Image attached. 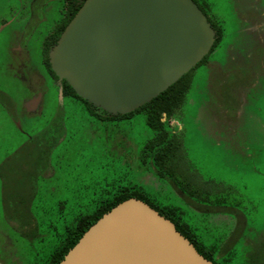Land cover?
<instances>
[{
  "label": "rangeland",
  "instance_id": "374dc122",
  "mask_svg": "<svg viewBox=\"0 0 264 264\" xmlns=\"http://www.w3.org/2000/svg\"><path fill=\"white\" fill-rule=\"evenodd\" d=\"M196 1L223 37L165 121L183 145L188 180L180 170L176 178L189 194L146 155L154 132L143 113L110 120L56 92L42 42L58 35L64 0H0V264H48L82 219L126 190L185 224L218 264H264V93L251 101L263 87L247 75L264 0L249 1L256 20L236 17L229 0ZM257 66L263 72L264 59Z\"/></svg>",
  "mask_w": 264,
  "mask_h": 264
},
{
  "label": "water",
  "instance_id": "95a60500",
  "mask_svg": "<svg viewBox=\"0 0 264 264\" xmlns=\"http://www.w3.org/2000/svg\"><path fill=\"white\" fill-rule=\"evenodd\" d=\"M215 31L194 0H83L48 52L51 70L109 113L150 101L207 55ZM58 264H213L144 200L116 203Z\"/></svg>",
  "mask_w": 264,
  "mask_h": 264
},
{
  "label": "trees",
  "instance_id": "16d2710c",
  "mask_svg": "<svg viewBox=\"0 0 264 264\" xmlns=\"http://www.w3.org/2000/svg\"><path fill=\"white\" fill-rule=\"evenodd\" d=\"M83 0H80L73 7L69 8V12L67 17L63 21V24L59 28L62 30L65 24L72 18L74 13L77 11L78 7L82 4ZM209 20H211L209 18ZM212 26L215 30H217L216 24L212 22ZM217 36L210 50H212L215 45H217L219 41L220 32L217 30ZM205 55L200 62H198L195 66L201 64L206 59ZM194 66V67H195ZM191 68L187 73L183 74L178 80L168 86L165 90L160 92L157 96L153 97L150 101L144 103L139 106L135 110L125 113V114H108L110 120H122L129 119L134 113H143L145 116L146 124L150 127L154 135L152 139L147 141L144 145V151H147L148 157L150 156L154 165L156 166L158 172L168 179H170L175 186L180 185V190L186 191L191 194L188 183L181 182V184L177 181L176 175L179 174V170L183 178L185 177L188 180L187 173L184 172L182 167V159L184 155L183 145L182 143L174 136L170 134L168 129L165 126V121L177 110L183 103L184 97L188 92L191 85L192 78V70ZM52 72V71H51ZM53 73V72H52ZM62 92L64 95H72L78 99L85 101L88 105L94 107L87 100L78 96L75 91L71 88V86L65 81H62ZM178 171V172H177ZM182 187V188H181ZM130 196H134L140 198L147 202L144 198H142L136 192L131 191H122L118 194L112 201H110L107 205L97 210V212L90 218L82 219L75 230L69 232L65 243L61 247L60 250L56 251L50 258L48 264H58V262L62 259L67 250L73 246V244L78 240L83 231L88 228L98 217H100L105 211L110 209L116 203L126 199ZM149 204V203H148ZM150 205V204H149ZM155 208L154 206L150 205ZM156 209V208H155ZM158 211V209H156ZM163 215L162 212L158 211ZM165 216V215H164ZM166 217V216H165ZM173 222V221H172ZM177 230H179L185 237H187L190 242H192L199 253H201L205 258L212 260L211 256L205 252L199 245L197 246L196 241L192 238V235L189 234V231H186L185 224L181 222H174Z\"/></svg>",
  "mask_w": 264,
  "mask_h": 264
},
{
  "label": "flooded vegetation",
  "instance_id": "af4514ba",
  "mask_svg": "<svg viewBox=\"0 0 264 264\" xmlns=\"http://www.w3.org/2000/svg\"><path fill=\"white\" fill-rule=\"evenodd\" d=\"M34 1H36V0H34ZM80 0H64V9H63V13H62V19L60 20V22H59V25H58V35L56 36V37H53V39H49V40H44L43 42H42V49L45 51V59H42V65H43V67H44V70H45V72H48V75H49V77L51 78V80H52V83L54 84V86L56 87V92L57 93H60V95L61 96H64V94H63V92H62V86H63V83H62V81L63 80H59L58 78H57V76L55 75V73L51 70V68H50V64H49V59H48V52H49V50H50V48L54 45V43L57 41V39H58V37H59V35H60V33L62 32V30L64 29H62V30H60L59 28L61 27V25L63 24V21L65 20V18L67 17V14H68V12H69V8H71V7H73L75 4H77L78 2H79ZM195 2H196V4L198 5V7L202 10V12L206 15V17H207V19H208V21L211 23V25H212V20H209V18H210V16H209V14H208V8L205 6V4L204 3H199V2H197L196 0H194ZM250 0H229V2L231 3V5H232V11H233V13H234V15L237 17H242V15H245V17L247 18V17H251L253 20H256V19H258V18H260L261 16H260V13L259 12H256L255 13V8L253 7V5L249 2ZM202 5V6H201ZM211 19V18H210ZM238 20V18H236V21ZM246 20V19H245ZM248 20H250V18H248ZM68 23V22H67ZM66 23V24H67ZM65 24V25H66ZM65 27V26H64ZM213 27V26H212ZM216 27H217V30L220 32V35H219V41H218V43L217 44H219L220 42H221V40H222V37H223V32H222V26H221V24L219 23H216ZM259 29H261V28H259ZM217 30H215L214 29V31H215V38H216V36H217ZM237 32H243L244 33V29L243 28H239L238 30H237ZM262 32H263V34H264V28H262ZM53 34V33H52ZM215 41V40H214ZM260 44H264V37L262 38V37H260V36H257V40H254V42H252V56H253V58H252V60H251V66H250V69H248V70H252L253 69V71H251V73L249 72L247 75L249 76V77H254L255 78V82L257 81V83L259 84H261L260 86H262L263 87V90L262 89H260V88H258L259 90V92L253 87L252 88V92H250L251 94H250V99H251V101H252V99H257V97L259 96L258 94H261L262 92L264 93V71L263 72H258V70H257V65L258 64H263V59H264V57H263V48L261 47L260 48V46H262V45H260ZM215 47H216V45H215ZM254 48H256V50L255 51H253L254 50ZM214 49V48H213ZM212 49V50H213ZM212 50H210L209 52H211ZM207 59H205V61H203L201 64L202 65H204V66H206L207 65ZM237 70H239L238 71V77H243V75H245V73L243 72H241L240 73V70H242V67H240V68H238ZM53 73H52V72ZM262 90V91H261ZM230 101H232V100H230L229 98H226L225 99V103H226V105H225V110H227V111H233V107L234 106H232V108L229 106V102ZM94 106V105H93ZM247 107H249V108H251V107H253V105H252V103L251 104H249ZM94 109H96V110H98L99 112H101L102 113V117L103 118H109V116H108V114H112V113H109V112H107V111H105V110H103V109H101V108H99V107H97V106H94L93 107ZM105 112H107V113H105ZM117 114V113H116ZM54 127V126H53ZM52 127V129H56L57 127L55 126L54 128ZM48 138V137H47ZM40 143L42 144V137H40ZM223 246V245H222ZM223 248V247H222ZM221 250H223V249H221ZM262 254V253H261ZM261 254H259V250H258V256H260ZM212 262H213V264H218L217 262H216V260L215 259H213L212 258V260H211ZM255 262H257V261H255ZM255 262H254V260L253 259H250L249 257L248 258H245V259H243V260H239V262L237 263V264H255Z\"/></svg>",
  "mask_w": 264,
  "mask_h": 264
}]
</instances>
